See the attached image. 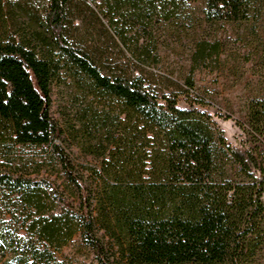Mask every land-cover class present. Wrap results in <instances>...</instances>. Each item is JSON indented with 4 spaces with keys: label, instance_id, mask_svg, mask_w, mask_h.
Here are the masks:
<instances>
[{
    "label": "trees",
    "instance_id": "1",
    "mask_svg": "<svg viewBox=\"0 0 264 264\" xmlns=\"http://www.w3.org/2000/svg\"><path fill=\"white\" fill-rule=\"evenodd\" d=\"M182 2L0 0V159L12 167L17 147H46L62 175L0 174V264H62L77 234L99 264H264V98L240 126L254 146L244 150L193 102L178 107L220 54L219 41L196 39L182 82L156 70ZM203 2L208 25L264 11V0ZM61 71L80 161L50 115Z\"/></svg>",
    "mask_w": 264,
    "mask_h": 264
},
{
    "label": "rangeland",
    "instance_id": "2",
    "mask_svg": "<svg viewBox=\"0 0 264 264\" xmlns=\"http://www.w3.org/2000/svg\"><path fill=\"white\" fill-rule=\"evenodd\" d=\"M182 4L183 17L172 29L161 33L160 63L156 70L182 82L190 68L194 40L219 41V56L194 72V90L180 96L177 105L184 109L187 103L193 102L224 132L228 146L239 150L253 149L251 139L240 126H245L250 102L264 98V11L248 25L229 22L208 25L204 22L203 0H183ZM74 94L73 82L61 71L50 87V115L63 129V146L80 161L73 135L69 134L74 125ZM46 150V147H17L10 158L12 167L0 159V174L16 172L17 175L28 174L30 178H60L61 173L45 161ZM37 170H40L39 174ZM61 181L59 179L58 183ZM5 194L0 188V216L8 221L10 216L6 214L9 211L1 201ZM56 259L62 264H99L78 234L56 253Z\"/></svg>",
    "mask_w": 264,
    "mask_h": 264
}]
</instances>
